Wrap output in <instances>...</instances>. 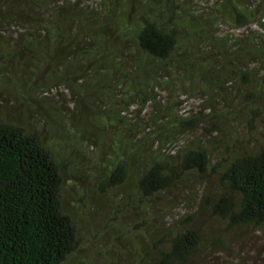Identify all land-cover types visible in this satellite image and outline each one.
Segmentation results:
<instances>
[{
	"label": "trees",
	"instance_id": "1",
	"mask_svg": "<svg viewBox=\"0 0 264 264\" xmlns=\"http://www.w3.org/2000/svg\"><path fill=\"white\" fill-rule=\"evenodd\" d=\"M0 37V89L39 115L17 124L0 109V264H64L80 250L56 151L70 138L109 144L98 187L123 190L137 264L230 251L200 213L264 231V0H0ZM63 88L76 114L48 97ZM167 88L175 102L204 92L206 107L159 104ZM185 200L196 206L175 217Z\"/></svg>",
	"mask_w": 264,
	"mask_h": 264
},
{
	"label": "rangeland",
	"instance_id": "2",
	"mask_svg": "<svg viewBox=\"0 0 264 264\" xmlns=\"http://www.w3.org/2000/svg\"><path fill=\"white\" fill-rule=\"evenodd\" d=\"M0 78L3 79L1 76ZM6 85L7 83L0 89V109L4 110L7 119L17 124H23L27 120L36 121L39 115L30 112L27 100L15 101L18 96L14 88L7 89ZM169 92L168 89L160 93L162 100L159 104L172 105L173 96L170 95L168 99ZM202 95L205 97L206 93L202 92ZM48 97H52L59 107L64 106L69 108L72 114L77 113V100L72 99L65 88L53 91L50 95L48 94ZM202 97L191 96V99L181 97L179 99L181 103L172 101L173 107L178 106L177 110L180 113L191 115L206 107ZM15 102L18 103L15 104ZM131 107L135 111L140 108L137 104H132ZM67 128H70L69 124ZM68 142H64V147L58 145L56 151H58L66 178L65 207L76 222L81 247L78 253L64 264H137L143 239L137 236L136 230L131 231L135 222L127 212L122 210V207L118 206L120 201L117 198L123 190L105 197L98 187L97 173L103 171L101 166L104 167L110 160L107 150L110 147L109 144L98 142L96 145L89 146L85 143L81 144L78 139L71 138ZM127 189H130V185ZM192 206H196L193 200H185L178 204L174 211L175 217L183 216ZM198 219L199 225L207 223L209 229L205 228V230L208 234L214 237H229L230 243V251L208 245L203 249L200 264H264L263 230L245 228L231 233L227 225L211 220L212 218L206 214L200 213ZM121 222L127 226L123 225L122 228L116 229L114 226Z\"/></svg>",
	"mask_w": 264,
	"mask_h": 264
}]
</instances>
